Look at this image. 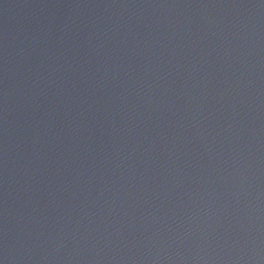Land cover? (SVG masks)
<instances>
[{"label":"water","instance_id":"1","mask_svg":"<svg viewBox=\"0 0 264 264\" xmlns=\"http://www.w3.org/2000/svg\"><path fill=\"white\" fill-rule=\"evenodd\" d=\"M0 264H264V0H0Z\"/></svg>","mask_w":264,"mask_h":264}]
</instances>
